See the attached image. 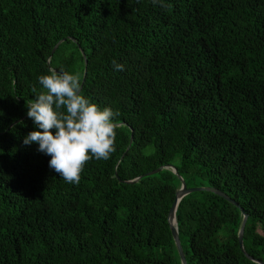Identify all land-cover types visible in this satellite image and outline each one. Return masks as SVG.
I'll return each mask as SVG.
<instances>
[{
	"label": "trees",
	"instance_id": "trees-1",
	"mask_svg": "<svg viewBox=\"0 0 264 264\" xmlns=\"http://www.w3.org/2000/svg\"><path fill=\"white\" fill-rule=\"evenodd\" d=\"M0 0V264L264 262V0ZM61 40L52 53L54 46ZM84 53L87 64L85 66ZM113 61L124 66L115 70ZM50 69L119 115L78 184L48 167L27 104ZM54 131V130H53ZM143 176L138 182L126 181Z\"/></svg>",
	"mask_w": 264,
	"mask_h": 264
},
{
	"label": "clouds",
	"instance_id": "clouds-1",
	"mask_svg": "<svg viewBox=\"0 0 264 264\" xmlns=\"http://www.w3.org/2000/svg\"><path fill=\"white\" fill-rule=\"evenodd\" d=\"M153 5L164 6L162 0ZM117 71L124 66L113 61ZM43 91L32 92L34 99L27 104V116L40 130L29 132L23 144H38L37 151L50 156L48 167L68 183L78 184L88 161L107 160L114 151L118 112L99 108L81 95L79 73L50 69L38 78ZM54 130V131H53Z\"/></svg>",
	"mask_w": 264,
	"mask_h": 264
},
{
	"label": "water",
	"instance_id": "water-1",
	"mask_svg": "<svg viewBox=\"0 0 264 264\" xmlns=\"http://www.w3.org/2000/svg\"><path fill=\"white\" fill-rule=\"evenodd\" d=\"M64 40H61L59 41L53 48L52 50V53L56 50V48L58 47V45L60 43H62ZM81 54L84 58V62H85V66L87 64V61H86V58H85V55L84 53L81 51ZM85 75H86V70L84 71V75H83V80H82V84L84 82V78H85ZM82 84H81V89H82ZM163 169H170L172 170V172L178 177L179 181H180V187L179 189L176 191L175 193V200L169 210V213H168V223H169V226H170V230H171V234H172V238H173V241H174V244H175V247H176V250H177V253H178V256H179V259H180V262L181 264H187L186 262V259H185V255H184V252H183V249L181 247V243H180V239H179V235H178V229H177V223H176V216H175V213H176V209L178 207V204L179 202L181 201V199L190 194V193H193V192H196V191H200V190H210L212 192H214L215 194L225 198L227 201L231 202L232 204H234L235 206L238 207V204L234 201H232L228 196H226L225 194H223L221 191H218V190H212L208 187H198V188H188L183 180V178L179 175L177 169L174 167V166H166V167H161V168H157L156 170H153L151 172H148L147 174H145L144 176H150V175H153V174H156L158 172H160L161 170ZM141 177H138L134 180H130V181H126L127 184H131V183H136L138 182L141 178ZM240 212H241V215H242V221H241V224H240V227H239V230H238V241H239V247H240V250L242 251V253L251 261L257 263V264H264V262H261V261H258V260H254L251 256H249L244 248H243V232H244V228H245V224H246V221H247V214H245L244 210L243 209H240Z\"/></svg>",
	"mask_w": 264,
	"mask_h": 264
},
{
	"label": "rangeland",
	"instance_id": "rangeland-1",
	"mask_svg": "<svg viewBox=\"0 0 264 264\" xmlns=\"http://www.w3.org/2000/svg\"><path fill=\"white\" fill-rule=\"evenodd\" d=\"M193 188H196V187H193Z\"/></svg>",
	"mask_w": 264,
	"mask_h": 264
}]
</instances>
